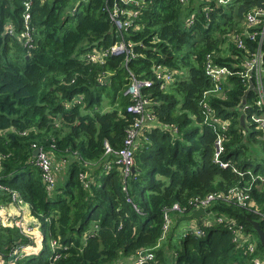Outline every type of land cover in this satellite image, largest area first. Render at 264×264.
<instances>
[{
    "label": "trees",
    "instance_id": "1",
    "mask_svg": "<svg viewBox=\"0 0 264 264\" xmlns=\"http://www.w3.org/2000/svg\"><path fill=\"white\" fill-rule=\"evenodd\" d=\"M27 1L31 42L25 45L26 0H0V261L21 246L16 264H125L139 250L151 251L159 264L262 259L251 222L262 231L264 222L254 209L210 202L198 225L204 237L189 228L178 233L185 221L174 224L194 211V201L264 177V166L252 158V145L264 152L263 135L250 119L259 112L257 91L249 88L257 80L243 77L250 53L262 54L264 69V41L250 40L243 29L245 13L264 7V0H146L134 19L138 29L121 31L106 9L113 0ZM119 43L130 53L87 61L93 49ZM208 63L228 75L213 80ZM157 65L171 82L156 79ZM130 74L151 81L142 94L154 123L140 131L134 172L124 177L117 157L105 151L122 148L134 119L124 95ZM259 82L264 97V73ZM218 137L224 151L216 163ZM35 148L66 165L51 192L32 158ZM11 192L23 201L33 228L28 236L1 221L18 214ZM251 195L264 212V183L256 181ZM174 205L179 211L170 212L173 226L163 234L164 212ZM209 217L242 226L255 236L256 252L242 254L225 223L203 227ZM54 252L60 258L51 263Z\"/></svg>",
    "mask_w": 264,
    "mask_h": 264
},
{
    "label": "built area",
    "instance_id": "2",
    "mask_svg": "<svg viewBox=\"0 0 264 264\" xmlns=\"http://www.w3.org/2000/svg\"><path fill=\"white\" fill-rule=\"evenodd\" d=\"M182 2H186V0H181ZM146 2V0H113V5L111 9L107 8L109 12V16L114 26L118 31L127 30L132 28L133 30L138 29L137 25L134 23V19L139 13V9L141 5ZM25 7V12L23 14V24L25 27V31L22 34V38H25V45L31 42V32L29 27L30 15L28 10L30 8V3L26 0L23 3ZM259 30L257 31L256 29ZM243 29L244 33H247V37L250 40H255L259 37V43L264 41V7L253 9L245 13L244 21H243ZM5 30L11 32V26L7 25ZM243 33V34H244ZM243 34L237 35L235 38V43L238 48H242L243 45ZM30 46V45H29ZM129 49L122 43L116 44L112 46L110 49H93L87 56L86 59L89 62H98L101 63L107 56L109 55H127L129 54ZM262 54L256 51L255 53H250L248 57V61L246 63L247 66V74L243 75L244 79H250L252 74L256 77L257 84L256 87L252 85L249 87L253 88L257 91L258 101L254 103V106L257 108V113L251 115L250 119L256 125V130L262 133L264 138V112H260L263 110L264 97L260 88L259 78L262 73H264V69L262 67L261 61ZM155 77L157 80L164 81L165 84H168L172 81V75L162 66L157 65L154 67ZM206 73L215 81L222 78L224 75H228V72L225 68H213L208 63L206 67ZM130 85L124 92V95L131 99V103L128 105L126 112L133 115L134 119L132 124L126 129V135L123 141V146L118 151H112L110 148H106V154H113L117 157V163L120 165L121 172L124 177H127L130 173V169L133 166V148H135L140 131L149 127L150 124L154 121V117L151 115L149 106L151 104L150 100L143 96L142 88L150 87L151 81L149 80H138L130 74ZM102 81V78L98 79ZM80 98L75 102H79ZM244 102L241 104V108H243ZM221 137V136H220ZM218 137L214 142V161L218 163L219 155L224 151L223 146V138ZM39 149L38 154L36 155L34 163L36 167L40 171V176L43 184L45 185V189L47 192L53 191L56 182H57V166L54 165L53 161L49 158L48 154ZM34 149V150H35ZM219 166L224 168L227 165L220 163ZM258 181L264 183V177L257 176L251 179L250 183L245 182V184H238L231 189H229L226 193H211L208 194L204 199L200 201H194L192 204L193 209L197 210L199 208H203L206 211L207 206L210 202L220 199L225 202L233 203L238 205L239 207H244L247 209H254V211L260 216L262 221L264 222V212H260L256 201L251 195V191L253 188V184ZM257 188V187H256ZM0 189H4L0 186ZM11 204L16 206L19 211L16 217H5L1 221L3 223H11L14 227H16L19 232L23 236H28L32 233L33 228L27 225L23 220V215L20 210L23 206V201L20 196L16 192H11ZM179 211V207L174 205L172 208L165 210L164 212V224H163V234H166L171 225H173L172 219L170 217V212ZM206 215V214H205ZM179 216V215H178ZM205 216L201 218L204 219ZM214 223L221 224L225 223L228 226V229L232 234V242L236 245L238 249L242 251L244 255H253L256 250V242L252 239L250 233H248L242 226L236 225L234 221H228L224 218H214ZM203 222V221H202ZM212 225L209 220H205L203 222V227H208ZM192 234L196 237H204V231L199 227L189 228ZM57 241H51L50 246L52 249L57 248ZM21 247H12L10 249V253L8 256L10 260L7 262L0 261V264H16L19 259V256L16 254L23 249ZM262 259L253 258L251 260L252 264H264V246L262 251ZM60 258V254L53 253L51 257V263H54L57 259ZM125 264H159L155 260V256L151 251H136V253L128 258Z\"/></svg>",
    "mask_w": 264,
    "mask_h": 264
},
{
    "label": "water",
    "instance_id": "3",
    "mask_svg": "<svg viewBox=\"0 0 264 264\" xmlns=\"http://www.w3.org/2000/svg\"><path fill=\"white\" fill-rule=\"evenodd\" d=\"M240 125L244 126V118L243 116L240 117ZM39 149H35L32 152V158H35L36 155L38 154ZM132 173L134 172V168L131 169ZM205 211L203 208H199L197 210H194L191 214L186 215V216H176L175 217V224H174V228H176V226L178 225L179 222L181 221H185V222H189V221H195L197 225L200 224V219L202 216H205ZM252 228L255 231V233L257 234L260 244L262 246H264V231H262L258 225L257 222H251Z\"/></svg>",
    "mask_w": 264,
    "mask_h": 264
},
{
    "label": "rangeland",
    "instance_id": "4",
    "mask_svg": "<svg viewBox=\"0 0 264 264\" xmlns=\"http://www.w3.org/2000/svg\"><path fill=\"white\" fill-rule=\"evenodd\" d=\"M137 30V29H136ZM263 139V138H262ZM253 147H254V149H255V155L254 154H252L253 156H252V158H254L255 159V161L258 163V164H260V165H262V166H264V152L260 149V146L259 145H257V144H254V145H252ZM133 168V166L131 167V169ZM131 169H130V172H132L131 171ZM213 219L214 218H212V217H209V222L211 223V224H216V223H214V221H213ZM200 225V224H199ZM172 226L173 225H171V227L169 228V230L172 228ZM203 226V225H202ZM192 227H199L197 224H196V222L194 223V221H189V222H184L183 223V225L179 228V230H178V233H182L181 231L182 230H184L185 228H192ZM169 230L167 231V233L169 232Z\"/></svg>",
    "mask_w": 264,
    "mask_h": 264
},
{
    "label": "crops",
    "instance_id": "5",
    "mask_svg": "<svg viewBox=\"0 0 264 264\" xmlns=\"http://www.w3.org/2000/svg\"><path fill=\"white\" fill-rule=\"evenodd\" d=\"M152 123H154V121L152 122ZM151 123V124H152ZM150 124V125H151ZM52 157V156H51ZM52 160L53 161H55V162H53L54 163V165L55 166H57L58 168H60L61 169V173H62V171L65 169V163H62L63 161H56V159L54 158V157H52ZM58 173H59V169H58V171H57V179H58ZM11 208H13L14 210H15V212L17 213L18 211H19V209L16 207V206H12ZM23 208H20V210H21V212H22V215H23V220H24V222L26 223L27 221V219H26V216L24 215V212H23V210H22ZM26 219V220H25ZM194 223H195V221H194ZM27 224V223H26ZM252 239L255 241V236H252ZM256 242V241H255Z\"/></svg>",
    "mask_w": 264,
    "mask_h": 264
}]
</instances>
